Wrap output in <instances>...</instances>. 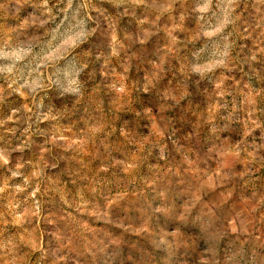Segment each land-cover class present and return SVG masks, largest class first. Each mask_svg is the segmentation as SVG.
Here are the masks:
<instances>
[{"label":"rangeland","instance_id":"rangeland-1","mask_svg":"<svg viewBox=\"0 0 264 264\" xmlns=\"http://www.w3.org/2000/svg\"><path fill=\"white\" fill-rule=\"evenodd\" d=\"M134 261L264 264V0H0V264Z\"/></svg>","mask_w":264,"mask_h":264},{"label":"clouds","instance_id":"clouds-1","mask_svg":"<svg viewBox=\"0 0 264 264\" xmlns=\"http://www.w3.org/2000/svg\"><path fill=\"white\" fill-rule=\"evenodd\" d=\"M90 5H87L85 3H81L77 6L75 12L72 15L73 20L76 21V23L72 26V29H70L71 35L74 39V42L76 45H79L80 43H86L88 37H90L91 35H93V33L96 31L95 28H90L88 27V22L91 21V17L88 16L87 11L83 12V16L80 17V19H76V17L80 14L81 10L86 9L87 7H89ZM234 6V5H233ZM69 8L72 7V4L69 3L68 5ZM230 22V21H229ZM223 57L227 58L228 57V52L225 51L223 53ZM97 59H100L99 56H97ZM219 64H224L225 60L221 59L219 62ZM87 67L86 64H81L75 72L69 74H65L66 75V79L64 81L63 84H61L59 82V80L57 78H55L57 76V73L54 72L53 73V78L49 79V83L45 84L43 83V81H41L39 87L41 89H45V88H49L52 87V85H56L60 95H71L73 97H75L77 100H79L80 98H82L85 95V88H84V84L81 82V80L79 79V77L81 76V73L84 71V69ZM39 79V77H38ZM15 82V81H13ZM22 87H28L29 95H34L35 93V89L31 88L30 85H27V82L25 83V85H22ZM39 105H37L38 107ZM227 128V125L224 128H220L218 129V131H225ZM161 209H157V211H160ZM141 231H143V229H141ZM90 242L89 241H85L84 243V251L88 252L90 251V249L88 248V244ZM161 243H163V241H161ZM133 264H136V262L134 261ZM210 264H214V262H210Z\"/></svg>","mask_w":264,"mask_h":264}]
</instances>
